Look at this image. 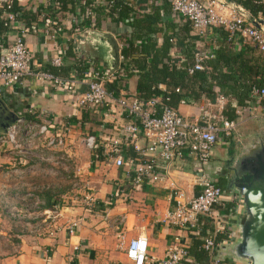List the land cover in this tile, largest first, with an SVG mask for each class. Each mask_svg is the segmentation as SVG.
Here are the masks:
<instances>
[{"label": "crops", "instance_id": "obj_1", "mask_svg": "<svg viewBox=\"0 0 264 264\" xmlns=\"http://www.w3.org/2000/svg\"><path fill=\"white\" fill-rule=\"evenodd\" d=\"M128 1L134 10L133 25L128 19L115 24L107 15V0H93L92 8H86L85 16L89 18L86 24L85 16L79 14L78 7L75 12L59 11L60 6H56L54 0H17L22 8L20 18L6 32V44L0 46V53L5 52L20 28H24V38L33 55L34 67L58 70L60 73L55 72L66 77L81 76L79 70L86 67L106 70L113 66L112 56L116 52L121 53V39L132 30L141 34L148 25L158 28L157 44L160 45L163 33L171 32L170 24L176 23L181 27L187 19L173 13L171 0ZM97 6H101L102 10L96 12ZM88 9L91 14H88ZM153 14L159 17V22L147 23L146 20H150L149 16ZM74 18L77 23H74ZM76 26L80 28L79 32L74 30ZM100 35L104 36L100 38ZM191 37L196 50L209 49L214 44L212 31L203 36L194 29ZM170 54L183 58L177 47H173ZM56 56L62 57L60 67L51 64ZM119 63L120 60L117 67ZM136 79V76L125 77L119 93L136 94ZM85 89L81 85L75 90H67L28 79L0 91V98L10 110L21 111L27 119L38 123L48 120L51 126H65L67 138L60 150L69 161L63 167L52 165V168L49 165L51 162L32 165V161H27L14 149L0 153V264H131L124 248L130 239L138 235H144L148 243L145 264H155L167 256V248L175 236H179L189 250L198 239L215 234L217 228H222L227 236L217 242L214 251L218 264H247L231 254L232 245L239 237L238 222L243 215L242 204L235 196L223 190V200L215 205L210 215H198L194 229L173 225L166 220V214L174 209V189L183 190L186 195L199 190L194 183L198 168L215 180V171L224 167L225 162L231 164L233 153L240 151L251 140L253 133L262 127L264 102L254 100L245 107L234 104L235 110H238L234 118L238 125L229 135L220 134L207 163H198L193 158L170 165L160 161L159 171L168 172L162 180L134 184L125 179L124 167L118 168L108 161V146L104 149L102 160L95 164L91 157L94 150L83 148L82 139H79L81 132L87 136L92 135V130L93 136L102 141L117 136L126 121L125 114L114 104L77 107L75 95ZM226 103V99L223 105L218 98L215 102L202 99L197 104L179 103L176 109L183 117L192 119L203 108L222 112ZM83 119L85 121L82 122ZM36 145L41 149L47 148L46 140L42 138ZM78 160L84 163L82 169L73 165ZM72 171L75 172L74 181L76 174L80 176L78 190L76 187L71 190V182L67 179ZM55 173L65 175L60 177ZM36 189H40L39 193L43 195L51 191V208L42 206L37 213L39 217L30 221L29 225L33 226L30 227L25 225L26 220L12 218L8 207L21 204L19 197L26 193L41 198ZM77 192L79 195H76ZM55 195H60L62 200L56 202ZM88 195L94 200L92 204L83 201ZM27 202L33 207L32 198ZM49 209L53 211L52 216L43 213ZM70 220L78 221L73 235H69L66 228ZM35 225L40 227L38 231L33 230ZM189 253V257L180 264H214L210 255L200 256L190 250Z\"/></svg>", "mask_w": 264, "mask_h": 264}, {"label": "built area", "instance_id": "obj_2", "mask_svg": "<svg viewBox=\"0 0 264 264\" xmlns=\"http://www.w3.org/2000/svg\"><path fill=\"white\" fill-rule=\"evenodd\" d=\"M11 2V0H7ZM110 1L109 3H111ZM58 6L59 2L55 1ZM92 7V5H91ZM173 13L189 19L193 28L203 36L211 31L212 27L220 26L228 32L229 40H241L243 43H252L264 52V21L256 27L250 14L240 5L229 0H171ZM88 14H91L88 9ZM18 13L4 11L3 17L8 25L18 21ZM74 23L77 19L74 18ZM80 31L78 26L74 27ZM25 29L19 32L8 45L5 52L0 53V91L4 87L33 80L37 83L49 84L53 87L75 90L84 85L85 90L77 92L75 103L77 107H97L116 105L126 116V121L119 130V134L109 139L106 157L118 168H125V179L134 184H141L145 180L158 181L167 175V170L160 172L159 162L167 165L188 158L195 159L198 163H207L212 150L218 143L220 134L229 135L238 125L235 119H228L222 112H214L203 108L201 113L192 119L183 117L176 108L164 102L168 96L153 95L147 99L126 93L114 94L107 89L108 83L115 82L122 74L121 62L123 55L118 54L120 63L112 72L95 67H86L79 70L81 76L69 77L60 75L50 69L34 67L33 55L24 38ZM121 49V45L119 46ZM213 57L211 48L196 50L188 73L204 68V62ZM51 64L60 67L62 57L56 56ZM161 88V86H159ZM175 91H179L178 88ZM252 94L256 101L264 99V87L253 88ZM221 105L225 103L223 96L218 97ZM181 100L180 103H184ZM31 112V111H30ZM238 110H236V114ZM18 120L9 127L5 133H0V153L5 147L14 149L17 154L25 159L33 158L35 161L51 162L56 166L64 165L66 155L61 152L65 144L67 133L64 125H50L48 120L38 123L27 119L23 112L18 111ZM55 126V127H54ZM46 140V149L38 148L39 139ZM84 145L90 151L95 150L96 140L93 135H87ZM130 146L136 154L134 162L126 163L124 146ZM24 147V148H23ZM59 147V148H58ZM49 149V150H48ZM51 150V153L49 151ZM30 159V160H31ZM194 183L199 190L191 195H186L183 190L174 189L172 192L174 209L166 214V220L182 228H195L198 215H210L215 205L223 200L224 192L216 184V180L206 175L202 168H198ZM34 200L33 208L27 200ZM21 204H12L8 213L17 220H26L25 225L38 218L37 213L43 205V200L32 193L19 197ZM84 202L92 204L91 196H85ZM46 215H53L52 210H44ZM49 217V216H48ZM34 224V223H33ZM78 221L70 220L67 223L69 235H73ZM33 227L32 225H29ZM35 225L33 230L38 231ZM223 232L217 228L215 234ZM215 234L203 238L201 248L214 258L217 242ZM148 243L144 235L130 239L124 248L125 256L131 264H145ZM188 247L184 245L179 236H175L167 248V256L155 264H180L189 257ZM214 264L219 263L218 258L213 259Z\"/></svg>", "mask_w": 264, "mask_h": 264}, {"label": "trees", "instance_id": "obj_3", "mask_svg": "<svg viewBox=\"0 0 264 264\" xmlns=\"http://www.w3.org/2000/svg\"><path fill=\"white\" fill-rule=\"evenodd\" d=\"M54 1L59 2V11L75 12L76 7H78L79 14L82 16H85L86 8L91 7V3H93V0H83L82 3H80L81 0ZM110 1L112 2L109 3ZM229 1L243 7L250 14L251 19L264 20V0ZM130 4L128 0H107V4H105L108 10L107 15L115 24L128 19L133 25L135 22H133L134 10ZM95 8H97L96 12L102 10L101 6ZM4 11L18 13V18H20L22 8L17 0H11V2L0 0V46L6 44V32L12 28L3 17ZM152 16H149L150 20H146L147 23L159 22V17L156 18L157 15L153 14ZM85 19L84 24L89 21L86 16ZM146 27L141 34L132 30V33L121 39L122 74L115 82L107 84V89L113 91L114 94H119L125 77L136 76L135 95L141 99H147L153 95L168 96L169 100L164 103L176 108L181 100L197 104L202 99L215 102L219 96H223L227 103L222 110V115L228 119H234L237 116L234 104L238 107L250 105L256 100L252 94V89L264 87V52L250 42L243 43L239 39L229 40L228 32L222 27L211 28L214 40L211 48L213 57L204 62L202 70H196L192 73L187 71L192 64L193 55L196 51L195 43L191 37V31L194 30L192 22L185 19L181 27L176 23L170 24L171 32L169 34L163 33L160 45L157 44L158 28L149 27V25ZM173 47L180 49L183 55L182 59L175 58L170 54ZM52 70L60 73L58 70ZM176 88L179 91H175ZM83 125L85 124H81V126ZM90 133L93 135L94 131L90 130ZM109 139L98 141L96 138V148L91 156L93 164L102 160ZM124 151H126L124 156H127L126 163H133L136 158L135 152L128 145L124 146ZM215 182L224 190V185L221 182ZM45 198L46 202L42 206L51 208L49 193ZM223 233L225 231L215 236L216 242L227 238L226 234ZM202 243L203 238L195 241L189 249L190 252L196 255L200 254V256L208 255L201 248Z\"/></svg>", "mask_w": 264, "mask_h": 264}, {"label": "water", "instance_id": "obj_4", "mask_svg": "<svg viewBox=\"0 0 264 264\" xmlns=\"http://www.w3.org/2000/svg\"><path fill=\"white\" fill-rule=\"evenodd\" d=\"M262 20L254 22L260 27ZM104 35H100V38ZM117 51V48H116ZM117 68L118 53L113 56ZM18 120L17 112L10 110L0 98V133H5ZM251 140L231 159L232 176H229L225 192L241 202L243 215L238 222L239 237L232 245L231 254L247 264H264V119Z\"/></svg>", "mask_w": 264, "mask_h": 264}, {"label": "rangeland", "instance_id": "obj_5", "mask_svg": "<svg viewBox=\"0 0 264 264\" xmlns=\"http://www.w3.org/2000/svg\"><path fill=\"white\" fill-rule=\"evenodd\" d=\"M82 133V132H81ZM79 134V139H82V145H83V148H85L86 149V146L84 145V139L86 138V134H84V133H82V134ZM231 143H232V139H231ZM24 148V147H23ZM12 150V148H10V147H5L4 149H3V151L1 152V154H5V153H7V152H9V151H11ZM64 153V152H63ZM31 158H29V159H26L27 161L28 160H30ZM30 161H32V162H30ZM29 162L32 164V165H36V166H41V164H43V163H45L44 161H35V159H31ZM67 161V157H66V159H65V162ZM79 161V160H78ZM76 161V163L74 164L73 163V165L74 166H76L77 168H81L82 169V167H84V163L82 162V161ZM46 163H50V162H46ZM67 163H69V161H67L65 164L67 165ZM50 165V167H52L53 168V166L52 165H54L53 163H51V164H49ZM56 166V165H55ZM73 166V167H74ZM61 167H63V166H61ZM50 169V168H49ZM51 171H52V169H50ZM77 171H79L78 169H77ZM73 172V173H72ZM71 172V176L69 177V178H67V179H69L70 180V184H71V190H72V188H75L76 187V189L78 190L79 189V187H80V183H81V180H80V176L78 175V174H76L77 175V178H76V180L74 181L73 180V178H74V171H72ZM19 174H22V173H19ZM53 175V174H52ZM55 175H57V176H63L64 177V175L65 174H59V173H55ZM62 177V178H63ZM63 188H67V186H63ZM41 190L40 189H36V193H39ZM34 192H35V190H34ZM47 193H49V196L52 198V195L50 194L51 193V191H47L44 195H43V193H40L41 195L40 196H42L41 198L43 199V201H44V199H45V197H46V195H47ZM76 195H79V193L77 192V194ZM56 197H54V199H55V201L56 202H58V201H61L62 200V198H61V196L59 195H55ZM225 196V195H224ZM45 203V202H44ZM44 203H43V205H44ZM32 209H33V207H32ZM35 209V208H34Z\"/></svg>", "mask_w": 264, "mask_h": 264}, {"label": "flooded vegetation", "instance_id": "obj_6", "mask_svg": "<svg viewBox=\"0 0 264 264\" xmlns=\"http://www.w3.org/2000/svg\"><path fill=\"white\" fill-rule=\"evenodd\" d=\"M215 180L218 182H221L224 185V191H225V186L228 182L229 176H232V168L230 163L225 162L224 167L218 169L215 171Z\"/></svg>", "mask_w": 264, "mask_h": 264}]
</instances>
